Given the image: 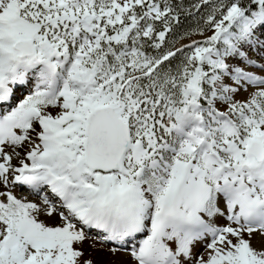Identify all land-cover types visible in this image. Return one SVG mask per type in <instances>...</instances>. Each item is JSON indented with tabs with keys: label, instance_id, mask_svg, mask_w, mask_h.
Wrapping results in <instances>:
<instances>
[{
	"label": "snow or ice",
	"instance_id": "obj_1",
	"mask_svg": "<svg viewBox=\"0 0 264 264\" xmlns=\"http://www.w3.org/2000/svg\"><path fill=\"white\" fill-rule=\"evenodd\" d=\"M0 264H264V0H0Z\"/></svg>",
	"mask_w": 264,
	"mask_h": 264
}]
</instances>
